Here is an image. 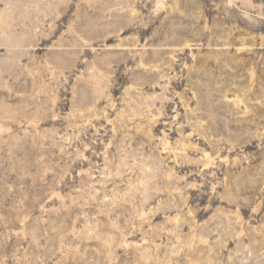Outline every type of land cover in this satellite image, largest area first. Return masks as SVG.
Instances as JSON below:
<instances>
[{"label": "rangeland", "instance_id": "1", "mask_svg": "<svg viewBox=\"0 0 264 264\" xmlns=\"http://www.w3.org/2000/svg\"><path fill=\"white\" fill-rule=\"evenodd\" d=\"M0 264H264V0H0Z\"/></svg>", "mask_w": 264, "mask_h": 264}]
</instances>
